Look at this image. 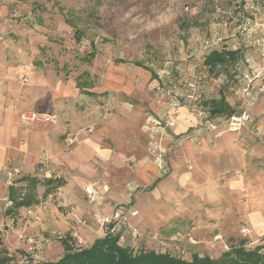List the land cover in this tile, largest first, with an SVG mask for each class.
I'll use <instances>...</instances> for the list:
<instances>
[{"label": "rangeland", "instance_id": "obj_1", "mask_svg": "<svg viewBox=\"0 0 264 264\" xmlns=\"http://www.w3.org/2000/svg\"><path fill=\"white\" fill-rule=\"evenodd\" d=\"M252 1L264 4V0H0V80L7 79L19 91L41 86L52 92L58 84L64 89L69 83L89 84L90 89H76L75 110L85 121L91 120L87 133L98 129V121L108 119L111 124V137L104 140L120 157L117 168L110 170L112 182L125 186L132 181L135 166L147 162L146 153L151 155L152 146L158 145L166 168L158 169L148 185L128 184L134 189L127 190L130 201L139 211L135 227L148 233L141 232L137 248L184 260L199 254L217 261L239 240H245L246 248L264 244V139L189 143L195 130L191 116L188 129L179 136L161 125L147 143L148 123L160 114L159 102L155 82L134 66L140 63L153 71L158 90L171 84L173 94H180L188 81L183 67L196 62L189 53L200 40L220 32V21L229 17L217 15V8L228 11L236 2L242 6ZM256 17L264 18V12ZM234 21L227 20L228 31ZM91 52L94 58L83 62ZM120 60L125 64H118ZM222 71L226 73L225 69L208 73L206 89L214 97L229 94L230 84L217 82ZM259 107L254 114L257 124L259 120L264 126V104ZM70 141L74 138L66 144ZM156 152L151 157L158 168ZM111 187L112 194L120 191ZM13 227L0 226V236L6 238L0 250L17 264L25 251L24 238L31 235H16ZM59 258L43 255L41 262Z\"/></svg>", "mask_w": 264, "mask_h": 264}, {"label": "crops", "instance_id": "obj_2", "mask_svg": "<svg viewBox=\"0 0 264 264\" xmlns=\"http://www.w3.org/2000/svg\"><path fill=\"white\" fill-rule=\"evenodd\" d=\"M189 55L196 62L188 64L183 69L187 70V82L192 77L200 78L197 94L202 104L211 111L210 102L218 101L223 97L225 103L232 108L234 97L231 94V78L228 68L222 69H225L226 73L222 71L217 82L222 85L229 83V94L219 93L217 97H214L206 89L209 75L202 68L197 49ZM187 57L185 56V58ZM117 63L125 64L122 60ZM134 66L138 70L147 72L150 79L155 82H153V89H156V100L159 102L160 114L148 123L147 143H151V134L154 130L158 126H165L169 121H173L175 127L168 130L172 135L179 136L188 129L186 123L191 118L189 102L183 97L185 96L184 89L180 91V95L183 97H180L182 98L180 107L175 111L169 106L166 95L167 92L173 93L171 84L167 86V91L164 87H160L161 90H158L160 83L157 81L156 74L144 68L140 63L134 64ZM179 83L181 82L179 81ZM69 84L70 86L65 89L62 84H58L52 92H47L41 86L38 89L31 87L19 91L7 79L0 80V226L3 224L14 225L13 232L16 235L24 233L31 236H47L53 231L69 235L76 234L81 236L85 243L92 244L95 240L102 238L100 220L111 216L116 208L132 207L138 211L135 203L130 201V192L127 193V190L130 191L128 184L135 187L148 185L154 175L159 174V171L152 161L153 153L147 155L145 150L147 162L141 161L135 166L132 181L127 182L125 186L122 182H112L110 179L113 177L110 170H113L112 166L117 168V161L120 157L118 151L112 153V148L104 140L111 137V124L108 119L103 122L98 121L100 123L98 129L87 133L85 129L90 127L91 120L86 119L85 121L84 114L80 115L75 110V103L79 99L74 93L76 89H90L91 86L87 84V86L79 88L77 84L75 86L72 83ZM172 88L174 89V86ZM85 93L89 96L95 95L92 92ZM260 104H264V102ZM260 104L257 106V110L260 108ZM28 112L56 116L57 124L26 120L23 118V114ZM194 128L189 143L194 142L198 145L206 144L208 141L216 144H228L231 140L235 141L239 137L246 140L264 139V126L259 124V120L258 124L256 120L253 131L244 129L238 133L209 134L206 129L200 126ZM203 136L208 138H202ZM169 137L171 136L168 135ZM71 138H74V142L67 145L66 141ZM157 141L155 143H158ZM163 142H167V140ZM11 168H20L21 170L19 176L14 180V187L24 186V183L17 182L24 177H34L39 181L35 188L37 200L35 205L11 209V203L7 199L8 186L5 184L6 172ZM158 181L159 179L153 181L150 190ZM111 185L120 191L112 194ZM88 187L92 188L95 193L96 198L93 203L89 202L84 192ZM129 222L133 226L138 225L136 218L129 217ZM145 231L140 229V232L146 236L148 233ZM5 239L0 236L3 245L6 244ZM55 246L59 247L58 252H55ZM63 252L62 243L54 241L51 246L43 250L41 258L43 259V255L47 259L61 257Z\"/></svg>", "mask_w": 264, "mask_h": 264}, {"label": "built area", "instance_id": "obj_3", "mask_svg": "<svg viewBox=\"0 0 264 264\" xmlns=\"http://www.w3.org/2000/svg\"><path fill=\"white\" fill-rule=\"evenodd\" d=\"M242 2V1H241ZM234 9L224 11L217 8L216 14H227L228 19H233L234 26L228 31L227 18L220 21L221 31H215L209 38L200 40L197 46L199 59L202 68L209 72L210 67L203 65L204 57L211 51L223 52L233 51L240 54L241 58L229 67V75L231 78L230 89L234 97L232 112L228 115L214 116L206 106L202 104L198 96V88L200 78L192 77V80L186 82L183 96L189 102L188 108L192 118L195 120V126L206 129L207 133H238L241 130L253 131L256 126L255 110L262 100H264V18H257L261 12H264V4L250 2L242 4L236 2ZM237 7V8H236ZM237 11V12H236ZM234 18L233 15H237ZM247 14L250 16L245 17ZM226 68V67H224ZM223 67L217 66L214 72L222 70ZM27 83V79L23 80ZM169 106L175 111L180 107V100L183 98L179 93H166ZM182 97V98H180ZM23 118L29 121L49 122L53 125L57 124L56 116L47 114H38L28 112L23 114ZM166 128L175 127L173 121H169L165 125ZM71 142V141H70ZM158 145L152 146V153L156 152V159L159 171L166 168V162L161 160ZM151 150V149H150ZM20 168H11L6 172V184L12 185L15 177L20 174ZM134 189L131 188L130 192ZM85 195L90 203L95 201L94 190L90 187L85 188ZM138 211L132 207H118L112 215L100 220L99 226L102 229V238L114 237L118 245L137 249L142 233L129 222V217L136 218ZM242 234L247 235L245 230ZM154 241L159 240L157 234L152 235ZM54 241L66 242V245L72 252L87 249L91 244L83 241L79 235H69L62 232L53 231L47 236H28L24 238L25 251L17 264H39L41 263V254L43 250L51 246ZM227 249V247H225ZM157 252V251H156Z\"/></svg>", "mask_w": 264, "mask_h": 264}, {"label": "trees", "instance_id": "obj_4", "mask_svg": "<svg viewBox=\"0 0 264 264\" xmlns=\"http://www.w3.org/2000/svg\"><path fill=\"white\" fill-rule=\"evenodd\" d=\"M66 23L71 25L68 21ZM93 56L94 53L91 52L88 58L82 61L88 63ZM240 58V54L233 51H211L204 57L202 63L204 66L210 67L209 72L213 73L218 65L229 68ZM85 86H87L86 83H77L79 88ZM210 104L213 115H228L232 112V108L225 103L223 97L218 101H211ZM17 182L24 183V186L14 187L15 182H13L7 189V199L11 203V209L35 205L37 203L35 188L39 181L34 177H24ZM10 211L8 210V213ZM261 241H264V237ZM61 243L64 253L58 260L45 261L39 264H264V244L246 248V243H241V240L230 246L228 251L224 252L217 261L199 254H192L190 260H184L167 253L156 252L154 249L139 247L133 250L130 247L118 245L114 237L97 239L87 249L76 252H72L66 242ZM11 262L12 257L8 255L5 249H1L0 264H13Z\"/></svg>", "mask_w": 264, "mask_h": 264}, {"label": "water", "instance_id": "obj_5", "mask_svg": "<svg viewBox=\"0 0 264 264\" xmlns=\"http://www.w3.org/2000/svg\"><path fill=\"white\" fill-rule=\"evenodd\" d=\"M241 243H245V240H241Z\"/></svg>", "mask_w": 264, "mask_h": 264}]
</instances>
